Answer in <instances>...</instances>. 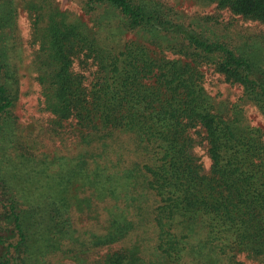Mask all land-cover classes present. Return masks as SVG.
I'll return each instance as SVG.
<instances>
[{"label":"trees","instance_id":"obj_1","mask_svg":"<svg viewBox=\"0 0 264 264\" xmlns=\"http://www.w3.org/2000/svg\"><path fill=\"white\" fill-rule=\"evenodd\" d=\"M71 1L89 21L53 0H0V264H264L263 132L215 111L199 69L239 85L264 119V31L233 35L218 15L185 13L188 0ZM189 1L264 24V0ZM18 6L48 131L68 123L75 155L38 158L18 125ZM100 204L102 229L97 216L80 229Z\"/></svg>","mask_w":264,"mask_h":264},{"label":"rangeland","instance_id":"obj_2","mask_svg":"<svg viewBox=\"0 0 264 264\" xmlns=\"http://www.w3.org/2000/svg\"><path fill=\"white\" fill-rule=\"evenodd\" d=\"M32 3L34 0H28ZM38 1V0H37ZM171 1V0H166ZM57 7L64 11H71L82 15L79 8L71 0H53ZM181 6L185 13L189 15L200 16H215L218 15L220 20L225 24H231L230 31L233 35L242 34L248 36H254L264 31V24H259L251 21H246L240 17L234 16L228 11H219L215 9L214 5L200 6L194 1H184ZM83 20L89 21L88 17L82 15ZM31 22L28 15V11L18 6L17 26L19 33V48L17 54L19 56L17 60V69L19 77L18 85V100L14 108V114L17 117L18 125L21 128L24 137L30 140L34 144L35 153L38 158L45 157H62L76 154V138L74 133L72 134L71 126L66 123L63 128L65 131L60 136H53L48 131L52 116L43 110L42 97L40 87L35 81V74L31 67V61L35 48L32 47L30 42L31 36ZM169 58H181L177 55L167 54ZM183 59V58H182ZM203 78L202 86L205 89L207 95L210 97L215 111L218 113L224 112V115L230 119L235 117V114H239L244 120L245 125L259 128L263 132L264 140V119L261 117L257 108L250 102L242 98V88L237 84L226 83L223 77L216 72L211 66L203 65L199 67ZM244 126V125H243ZM195 140L193 153L196 156L198 162L201 164L204 173L209 172L210 160L207 155V146L204 139V133L198 131V133H192ZM126 149L133 150L123 144ZM32 148V149H34ZM55 155V156H54ZM129 157L134 158L133 152ZM78 183H73L72 194L75 195ZM95 213L79 215L76 218L77 226L80 229L97 230L96 222H93L95 216H97V224L99 230L103 226V217L105 216V206L103 204L97 205L93 209ZM96 214V215H95ZM119 246L104 247L95 250L89 256V260H97L104 258L106 254L116 251ZM241 260L249 264H254L244 258ZM102 261V260H100ZM83 260L73 259H58L54 264H84Z\"/></svg>","mask_w":264,"mask_h":264}]
</instances>
